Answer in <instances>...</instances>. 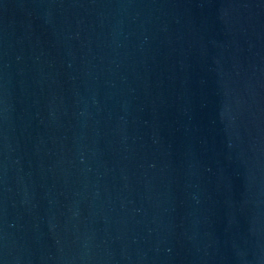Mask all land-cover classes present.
<instances>
[{"label": "water", "instance_id": "1", "mask_svg": "<svg viewBox=\"0 0 264 264\" xmlns=\"http://www.w3.org/2000/svg\"><path fill=\"white\" fill-rule=\"evenodd\" d=\"M0 264H264V0H0Z\"/></svg>", "mask_w": 264, "mask_h": 264}]
</instances>
